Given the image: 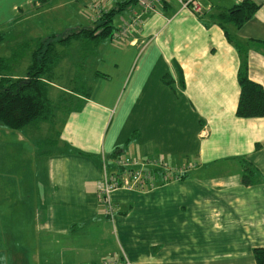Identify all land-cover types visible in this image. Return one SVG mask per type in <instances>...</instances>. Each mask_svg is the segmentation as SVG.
I'll return each mask as SVG.
<instances>
[{
  "label": "crops",
  "instance_id": "0c3cea01",
  "mask_svg": "<svg viewBox=\"0 0 264 264\" xmlns=\"http://www.w3.org/2000/svg\"><path fill=\"white\" fill-rule=\"evenodd\" d=\"M199 1L196 14L174 0L142 12L122 41L59 47L49 94L67 102L54 121L14 130L0 123V255L8 264H252L253 248L264 246V117L236 115L237 74L243 56L264 89V0H249L251 15L225 23L229 37L216 16L243 0ZM74 2L81 17L67 29L78 30L82 18L94 21L78 0H0V27ZM62 26L11 28L4 48L60 35ZM26 67L16 61L14 75ZM119 155L162 159L178 178L114 191L109 219L96 184ZM245 165L256 170L251 184Z\"/></svg>",
  "mask_w": 264,
  "mask_h": 264
},
{
  "label": "trees",
  "instance_id": "16d2710c",
  "mask_svg": "<svg viewBox=\"0 0 264 264\" xmlns=\"http://www.w3.org/2000/svg\"><path fill=\"white\" fill-rule=\"evenodd\" d=\"M137 0H121L114 6L103 12L91 25L73 30L65 35L49 34L35 40L26 41L16 46L8 57L0 56V123L8 129H18L34 121L52 122L56 111L63 104L66 105V94L53 99L49 94V81L53 69L62 59L59 47L69 45L72 39L84 37L91 42L86 46L96 47L107 38L111 39L117 30L113 26V20L122 14L131 3ZM131 4V5H133ZM256 5L249 0L235 5L226 12H221L216 19L224 28L229 21H242ZM234 16V17H233ZM29 55V63L23 76L14 75V63L22 56ZM240 85V94L236 115L239 117H264V89L251 81L247 73L246 59L242 56V62L237 74ZM77 89H81L77 87ZM91 88H84L82 95H89ZM242 180L245 184L253 183L256 170L245 165ZM254 264H264V246L253 248Z\"/></svg>",
  "mask_w": 264,
  "mask_h": 264
},
{
  "label": "built area",
  "instance_id": "2783aa9c",
  "mask_svg": "<svg viewBox=\"0 0 264 264\" xmlns=\"http://www.w3.org/2000/svg\"><path fill=\"white\" fill-rule=\"evenodd\" d=\"M170 0H137L136 7L132 8L131 15L122 20L112 38L122 41L134 29L142 24V12L156 11L157 6ZM182 9H188L194 14L202 12L199 0H174ZM242 0H236L241 2ZM92 7L93 19H97L108 8L100 1ZM104 164L103 177L97 182L96 189L101 212L109 219L116 213V205L112 200V193L116 190L150 191L160 184L178 178L174 171L162 159L142 158L131 155H119L115 158V165L107 170Z\"/></svg>",
  "mask_w": 264,
  "mask_h": 264
},
{
  "label": "rangeland",
  "instance_id": "374dc122",
  "mask_svg": "<svg viewBox=\"0 0 264 264\" xmlns=\"http://www.w3.org/2000/svg\"><path fill=\"white\" fill-rule=\"evenodd\" d=\"M78 1H79L80 5H82L83 9H85L87 11H91V13H92V6L91 5L95 1L103 2L104 0H78ZM77 8H78V2L67 3L56 14H54L52 12L45 13L42 17L36 16V17H33L32 20L23 21L20 24H17V21H15V20L7 21L2 27H0V30L4 33V35H2L3 37L0 39L1 40V43H0L1 46L0 47L3 48V52H0V55L5 56V57H8L10 55L9 49L4 48V46L10 45V41H9L10 40V38H9L10 32H11L10 29L14 28V27H16L18 29L22 28L25 31V28H31V27L34 28L35 26H39L42 24L44 25L45 23H47L49 28L53 27L54 30H58V29H56V23H57L58 28H60L62 25H63L62 27H64L63 29L62 28L59 29V31H61L62 34H66L67 32H71L72 29L68 31L67 27L75 25L76 22H74V21H76L78 18L81 17V16L79 17V15L77 13V10H78ZM126 12H125V14H126ZM120 19H121V14L117 15L114 18V20H113L114 28L119 27V25H120L119 20ZM92 22H93L92 20L90 23L87 19L82 18V25L81 26L82 27L88 26L87 24H89V23L91 25ZM65 29H67V30H65ZM43 30H44V28H43ZM49 31H51V30L49 29ZM53 33H55V32H53ZM59 34H60V32H59ZM68 44H69L68 46L65 45V46L61 47L64 50V53H66L67 50H70L73 46L88 45V44L92 45V43L88 42V40L85 39L84 37L72 39ZM17 61L20 62V64L21 63L25 64V67H26V65L28 63V56L24 55L20 59H18ZM86 64H87V66L89 65L88 61ZM71 67H73V65ZM88 70H90V68H88ZM77 72H79L80 75L81 74L87 75L85 64H81L78 67ZM91 79H92V70H90V76L88 79L89 83H91ZM83 86H84V88H88V86H86V85H83ZM67 87H72V86L67 85ZM79 106H80V104L77 107H79ZM81 108H82V106L80 107V109ZM115 246H116V244L114 243V248H115ZM6 247H8V246H6ZM0 249H2V248H0ZM2 251H6L5 253L3 252L4 254H6L8 252L7 249H3ZM253 262H254V260H252V264H253ZM0 264H8L7 260L5 259V255H4V257L1 256Z\"/></svg>",
  "mask_w": 264,
  "mask_h": 264
}]
</instances>
